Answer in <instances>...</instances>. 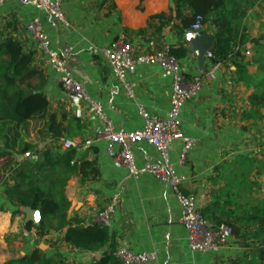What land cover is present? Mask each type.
Listing matches in <instances>:
<instances>
[{
  "label": "crops",
  "instance_id": "0c3cea01",
  "mask_svg": "<svg viewBox=\"0 0 264 264\" xmlns=\"http://www.w3.org/2000/svg\"><path fill=\"white\" fill-rule=\"evenodd\" d=\"M174 1L62 0V11L69 27L56 24L37 6L8 2L0 7V45L13 39L22 45L24 53L34 55V66L42 71L45 79L43 92L49 103L48 117L55 116L63 127L62 137L76 144L72 149L75 151L73 163L87 162L96 170L94 176L87 171V178L76 172L68 181L65 195L70 204L69 214L77 217L83 226L95 224L97 215L119 195L112 226L108 229L109 244L99 251L88 252L67 244L57 229L49 230L46 235L36 229L27 230L25 210L14 215L17 210L8 202L5 188L0 187V264L29 256L36 249L46 258L57 257L68 264H97L121 247L136 253L156 252L157 260L147 264H235L245 257L253 258L249 250L254 245L244 246L237 238H232L226 249L219 252L191 251L188 232L180 222L181 208L173 191L150 174L133 179L109 157V144L94 140L101 121L86 102L62 89L59 76L47 59L36 52L27 31L28 24L38 19L50 38L52 50L72 48L76 57L71 65L72 73L88 95L102 105L118 131H137L143 127L140 108L153 117H167L172 79L164 78L156 66L139 67L127 79L135 85V96L130 99L101 51L122 37L133 46L136 55L154 54L166 47L184 48L187 55L179 61L185 74L188 77L206 74L215 60L205 58L204 67L198 65L188 40L191 29L186 30L183 21L190 18L192 12L183 7L180 16ZM161 15L163 18H157ZM242 26L251 41L236 47L239 58L232 55L222 63L215 80H206L203 91L182 109V135L195 140L196 146L182 164L183 143L178 140L170 148L172 164L179 175L186 177L180 189L185 195L196 198L201 212L215 200L218 165L227 159L221 153L235 139L243 138L238 134L241 118L236 117L240 99L244 97V144L253 136L260 138L259 133L264 130V108L260 111L261 117L253 116L249 102L252 94L264 91V56L261 55L264 52V0H257ZM215 31L207 24L201 34L213 37ZM252 51L258 53L261 60L255 55L257 60H249L247 53ZM236 64L246 67L248 79L240 78ZM24 141L35 150L27 155L16 154L20 163L26 160L32 164L44 162L45 153L59 159L68 151L47 128L25 137ZM87 142L92 144L87 145ZM56 146H61L63 151ZM113 149L119 150L116 146ZM134 154L138 167L158 160L156 150L145 143L137 145ZM118 264H122L119 259Z\"/></svg>",
  "mask_w": 264,
  "mask_h": 264
},
{
  "label": "trees",
  "instance_id": "16d2710c",
  "mask_svg": "<svg viewBox=\"0 0 264 264\" xmlns=\"http://www.w3.org/2000/svg\"><path fill=\"white\" fill-rule=\"evenodd\" d=\"M178 14L182 8L192 12L190 18H184L186 30H190L197 17L203 18V24L215 28L211 50L217 61L224 63L230 56L239 58L236 47L248 43L243 20L247 18L257 0H175ZM181 16V14H180ZM157 18H163V15ZM170 53L177 60L187 55L184 48H171ZM238 74L243 80L248 79L246 67L236 64ZM45 79L42 71L34 66V55L24 53L22 45L7 39L0 45V187L5 188V195L17 211L22 213L27 208L38 212L40 221L29 222L27 230L36 229L41 235L51 229L61 231L64 240L72 247L88 252L105 248L111 236L107 228L99 224L83 226L77 217L69 214V202L65 191L68 181L78 172L83 178L95 175L96 170L90 163H73L75 151H66L61 158L54 159L45 153V161L32 164L26 160L19 162L15 155H27L35 148L24 141L35 132L47 128V132L56 140L62 139L63 127L55 116L48 117L49 103L44 95ZM253 116L261 117L264 108V91L254 93L249 98ZM253 165L257 161L249 159ZM264 166V161L262 162ZM220 201L214 202L202 213L216 226L226 225L238 236V229L228 219H224ZM247 223L256 226L250 237L252 242L264 245V202L247 213ZM229 218V217H228ZM55 224L57 225L55 227ZM58 227V228H57ZM247 246V245H246ZM264 250L253 258L245 257L235 264H263ZM6 264H68L57 257L46 258L39 249L31 255ZM97 264H118L115 255H106Z\"/></svg>",
  "mask_w": 264,
  "mask_h": 264
},
{
  "label": "built area",
  "instance_id": "2783aa9c",
  "mask_svg": "<svg viewBox=\"0 0 264 264\" xmlns=\"http://www.w3.org/2000/svg\"><path fill=\"white\" fill-rule=\"evenodd\" d=\"M8 2L40 7L56 24L69 27V22L62 11V0H0V7ZM203 21L201 16L197 17L191 31L201 33L204 28ZM27 31L34 42L36 52L47 59L49 66L59 76L62 89L86 102L101 121V127L94 140L109 144V157L126 169L133 179L137 180L144 174H150L173 191L181 208L180 222L188 232L191 251L207 253L226 249L233 238V230L226 225H213L198 208L196 198L181 191L180 187L186 181V177L177 173L170 159V148L174 142L179 140L183 143L180 164L185 162L189 151L196 146L195 140L182 135L181 113L184 105L203 91L206 80H215L216 72L222 67V63L217 61L213 52L210 50L205 55V58L215 60L212 69L204 75L188 77L180 61L171 55L168 47L154 54L136 55L133 46L122 37L113 42L109 48L103 49L102 56L130 99L135 96V85L127 79L128 76L134 75L139 67L156 66L161 70L164 78L172 79L170 111L167 117H153L144 108H140L139 115L143 119V127L137 131L121 132L107 117L102 105L93 100L83 84L74 77L71 70V65L76 61L73 49L65 47L62 51L52 50L50 38L44 33L38 19L28 24ZM57 142L61 143L64 150L76 148V144L69 139L62 138ZM143 143L156 150L158 160L138 167L134 148ZM86 144L91 145L92 142ZM115 146L119 148L118 151L113 149ZM118 198L119 195L114 196L110 204L97 215L96 224L107 229L111 228ZM114 255L122 264H147L157 260L156 252L136 253L126 247L119 248Z\"/></svg>",
  "mask_w": 264,
  "mask_h": 264
},
{
  "label": "rangeland",
  "instance_id": "374dc122",
  "mask_svg": "<svg viewBox=\"0 0 264 264\" xmlns=\"http://www.w3.org/2000/svg\"><path fill=\"white\" fill-rule=\"evenodd\" d=\"M254 55L261 60L262 57L254 51L247 55L248 59L257 60ZM236 109V117L239 116L242 122L238 125V134L243 138L235 139L221 153L222 157L226 156L227 159L218 165V188L214 198L220 201L224 219H228L238 229V236L233 235V238L241 240L244 246L253 244L254 250H249V253L252 252L250 256L255 257L264 250V245L251 241L250 237L256 226L246 222V215L264 202V136H261L264 130L260 131V138L253 136L249 143L244 144V97L240 99ZM56 147L60 152L63 151L61 146ZM249 159L257 163L252 165ZM211 223L213 224L212 220Z\"/></svg>",
  "mask_w": 264,
  "mask_h": 264
},
{
  "label": "water",
  "instance_id": "95a60500",
  "mask_svg": "<svg viewBox=\"0 0 264 264\" xmlns=\"http://www.w3.org/2000/svg\"><path fill=\"white\" fill-rule=\"evenodd\" d=\"M188 40L193 47V51L196 55L198 65L204 67L205 55L207 52L213 49V40L210 35H203L201 33H195L190 31ZM18 158L20 156L17 155ZM26 221L38 223L40 221V215L38 212L33 211L30 208L25 209Z\"/></svg>",
  "mask_w": 264,
  "mask_h": 264
}]
</instances>
